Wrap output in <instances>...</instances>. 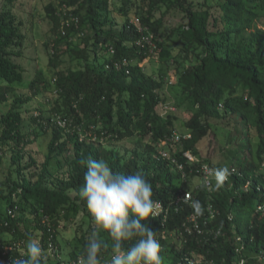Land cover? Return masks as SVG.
Returning a JSON list of instances; mask_svg holds the SVG:
<instances>
[{
  "label": "trees",
  "instance_id": "16d2710c",
  "mask_svg": "<svg viewBox=\"0 0 264 264\" xmlns=\"http://www.w3.org/2000/svg\"><path fill=\"white\" fill-rule=\"evenodd\" d=\"M14 8L2 0L0 103L8 93L12 100L0 114V158L11 152L0 182V264L19 253L3 256L5 244L26 250L30 239L43 245L42 264L54 260L50 242L65 261L84 260L96 228L78 195L81 160L89 157L114 173L139 171L152 184L161 207L142 223L161 244L162 264H264V0L50 1L40 18L49 24L53 79L39 68L25 85L18 59L34 12L19 17ZM165 103L176 110L165 113ZM175 130L191 136L159 154ZM45 135L44 160H24L27 146ZM224 167L230 174L217 186ZM205 168L210 187L192 182ZM196 201L214 205L218 237L189 220ZM68 221L75 234L63 240ZM102 238V261H111L113 240L107 232Z\"/></svg>",
  "mask_w": 264,
  "mask_h": 264
},
{
  "label": "clouds",
  "instance_id": "9594fccd",
  "mask_svg": "<svg viewBox=\"0 0 264 264\" xmlns=\"http://www.w3.org/2000/svg\"><path fill=\"white\" fill-rule=\"evenodd\" d=\"M190 136L189 131L183 134L178 130L173 131L171 138L160 141L158 153L165 156L169 142L180 147L182 139ZM81 164L86 166V171L78 195L86 201L88 212L96 225L87 238L86 256L82 264H102L101 253L107 246L102 238L104 232L113 240L110 264H162L161 244L155 238V232L146 223H142L149 217H157L161 207L159 201L153 200V187L145 175L139 171L128 175L114 173L107 161L92 157L81 160ZM210 172L211 169H204L203 182L208 187ZM229 174L227 167L218 169L217 186L223 184ZM190 196V193H185V198L190 199ZM192 207L195 211L189 220L194 223V227L195 223L198 224L195 229L218 237L221 227L211 224L216 215L214 205L209 202L203 207L196 201ZM204 209L207 215L201 220L198 215ZM128 241L135 242L125 247ZM43 258L44 252L39 242L30 239L26 245V258L14 260L13 264H42Z\"/></svg>",
  "mask_w": 264,
  "mask_h": 264
},
{
  "label": "rangeland",
  "instance_id": "374dc122",
  "mask_svg": "<svg viewBox=\"0 0 264 264\" xmlns=\"http://www.w3.org/2000/svg\"><path fill=\"white\" fill-rule=\"evenodd\" d=\"M50 1H54V0H14V7H15L14 11L19 17L27 18L30 16L31 10L34 12V18H33L32 24L29 25V23H27V25H25V27H24V30L26 33V38H25V43H24V48H23V54L24 55H23L22 59H20V60L18 59V62H21L22 66L24 68V81H23L24 85L26 84V82L28 80H30L31 77L34 76L36 70L39 68L44 71L45 76L47 77V79L49 81L53 79L52 78L53 69L50 68L49 60H48V51L44 46V43L47 40V33H48L49 24L47 23L48 21L40 18V16L44 13V6ZM1 5H2V0H0V6ZM117 20L122 21L123 19L118 17ZM69 62L70 61L64 62L60 66V68L66 67L67 65L70 64ZM157 65H158L157 62L156 63L155 62L154 63H152V62L148 63V66L149 67L151 66L153 68H157ZM72 67H75V66H72ZM0 84H4V82H2L0 80ZM15 87L19 88L21 90L22 86L15 83ZM50 92H52V91H50ZM7 96H8L7 101L0 103V114H1V112L7 111V109L9 108V106L11 104V100H12L11 94L8 93ZM36 101H37L36 103H41L44 107L47 106V104L44 103L45 100L42 97H37ZM34 104H35V102H34ZM164 106H165V111H164L165 113H167L170 110L175 109V106L171 105L170 103H165ZM238 125H239V123H238ZM177 127L179 128L180 126L177 125ZM239 128H240V126H239ZM185 132H187V131H185ZM49 139H50V135H45V136H43V138H41V140H39V141L37 140V141L33 142L32 144H29L27 146V150L25 152V159L24 160H27L28 156L31 154L36 159L37 165H39L44 160V155L47 152V145H48ZM211 144H212V146H215V149H216V147H217L216 138H213L211 140ZM131 145L133 146V143L132 144L126 143L125 147H127V146L130 147ZM201 145H202V143H201ZM235 147H236V145H235ZM212 148L213 147H211V150H212ZM236 149H237V147H236ZM247 154H248V152H247ZM10 155H11V152L8 149H5L1 154V158H0V182L4 181V179L6 178V176L9 173V171L11 170ZM34 168H35V166H32V169H34ZM201 178L203 180V175H201V177L195 176L192 179V182L194 184H198V183H200ZM75 224L76 223L69 222V221L66 223V225L64 226V228L62 230L63 240L66 238L70 239L74 236ZM3 237H6V235H4ZM51 264H55V261L51 260Z\"/></svg>",
  "mask_w": 264,
  "mask_h": 264
},
{
  "label": "built area",
  "instance_id": "2783aa9c",
  "mask_svg": "<svg viewBox=\"0 0 264 264\" xmlns=\"http://www.w3.org/2000/svg\"><path fill=\"white\" fill-rule=\"evenodd\" d=\"M60 125H63L64 122L62 120H59L58 122ZM208 182V181H207ZM195 227L198 228V224L195 223ZM200 231V230H199ZM50 239V237L48 238ZM42 250H43V245L42 243H40V240L38 241ZM48 254L51 255V257L54 259V261H56L57 264H82V259H79L78 261H65V259L61 256V254L58 252V250L56 249V247L50 242L48 245ZM3 251H2V255L8 257L10 255V252L12 250H15L17 252H19L18 254H14V256H10L8 258V260L6 262H4L3 264H13L14 260L17 259H22L24 258L23 256H26V250L24 249L23 245L20 246L19 244H5L3 246ZM110 260L107 261H102V264H110Z\"/></svg>",
  "mask_w": 264,
  "mask_h": 264
}]
</instances>
